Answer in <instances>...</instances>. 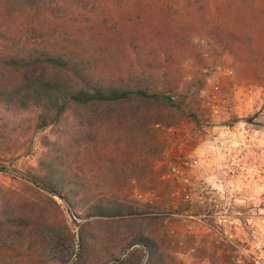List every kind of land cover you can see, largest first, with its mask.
Listing matches in <instances>:
<instances>
[{
  "label": "rangeland",
  "instance_id": "obj_1",
  "mask_svg": "<svg viewBox=\"0 0 264 264\" xmlns=\"http://www.w3.org/2000/svg\"><path fill=\"white\" fill-rule=\"evenodd\" d=\"M57 1L31 16L21 1L0 0V59L20 51L25 27L34 26L38 34L99 63L102 81L146 83L144 70L153 74L158 89L197 92V123L177 114L171 127L158 129L164 153L154 166L157 186L142 190L144 185L132 180L127 195L134 203L189 206L184 215L193 217L182 216L164 229L189 246L180 251L179 263L264 264V0ZM33 119L23 114L15 121L27 129ZM23 132L0 148L6 157L0 162V191L23 189L22 179L33 188L28 174L38 170L60 134L47 128L22 138ZM119 136L115 124L101 126L97 145L86 141L56 148L69 156L71 174L82 182L113 184L117 180L93 179L88 172L107 167L103 155ZM24 140H31L29 150ZM95 152L102 156L96 163ZM51 198L59 208L51 206L50 215L60 222L61 215L74 235V248L60 231L48 232L46 256L72 263L78 237L73 224L82 221L64 201Z\"/></svg>",
  "mask_w": 264,
  "mask_h": 264
},
{
  "label": "trees",
  "instance_id": "obj_2",
  "mask_svg": "<svg viewBox=\"0 0 264 264\" xmlns=\"http://www.w3.org/2000/svg\"><path fill=\"white\" fill-rule=\"evenodd\" d=\"M18 1L31 16H40L45 6L58 3ZM23 32L26 38L21 50L0 59V148L22 129L25 130L22 138L30 130L35 133L47 128L60 134L51 152L40 159L38 170L28 174L36 183L33 188L27 187L22 179L23 189L0 191V264L70 263L71 260L46 256L48 232L60 231L74 248V235L61 215V222L50 215L51 206L59 208L52 196L62 198L72 216L82 221L80 224L74 221L80 244L74 264H109L134 245L147 250L145 264H181L178 255L189 246L180 245L164 229L166 224L184 216L193 217L184 215L188 214L189 206L134 203L127 193L132 180L138 186L143 184L142 190L157 186L154 166L164 153L158 129L171 127L170 120L177 114L197 123L201 116L193 97L198 93H192L191 88L182 92L175 88L158 89L153 84V74L144 70L146 83L102 81L97 71L99 63L85 59V53H77L62 41L38 34L34 26L25 27ZM23 114L34 117L27 129L22 128L23 121H15ZM112 124L120 136L114 149L103 155L107 167L87 172L94 173L93 179L106 182L125 179L127 183H84L77 173L71 174L73 163H68L69 156L56 147L82 146L86 141L97 145L101 126ZM122 133L130 137L127 139ZM22 144L29 150L31 140ZM4 157L5 154L0 155V162H5ZM101 157L95 152L92 162ZM28 190L33 194L35 191V195L22 194ZM162 207L170 210L162 211ZM140 225L148 229L139 228ZM144 257L142 248H134L119 264H142Z\"/></svg>",
  "mask_w": 264,
  "mask_h": 264
},
{
  "label": "water",
  "instance_id": "obj_3",
  "mask_svg": "<svg viewBox=\"0 0 264 264\" xmlns=\"http://www.w3.org/2000/svg\"><path fill=\"white\" fill-rule=\"evenodd\" d=\"M29 179V178H28ZM30 180V179H29ZM31 181V183H33L34 185L36 184L34 181H32V180H30ZM60 201H62L63 202V199L62 198H60V197H57ZM69 211H70V209H69ZM73 226L75 227V225L73 224ZM75 242H76V253H75V257H74V261H76L77 260V258H78V255H79V253H80V244H79V240H78V237L75 235ZM134 248H142L143 250H144V253H145V257H144V261H143V264L147 261V258H148V252H147V250L143 247V246H141V245H134V246H132V247H130L128 250H126L122 255H120V257L118 258V259H116L115 261H113V262H111V263H109V264H119L127 255H128V253L130 252V251H132ZM73 261V262H74ZM73 262L72 263H70V264H73Z\"/></svg>",
  "mask_w": 264,
  "mask_h": 264
}]
</instances>
